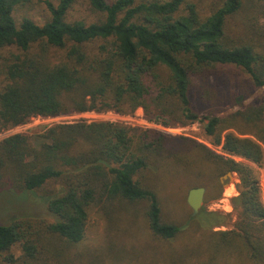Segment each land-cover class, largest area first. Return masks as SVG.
Returning <instances> with one entry per match:
<instances>
[{
    "label": "trees",
    "instance_id": "1",
    "mask_svg": "<svg viewBox=\"0 0 264 264\" xmlns=\"http://www.w3.org/2000/svg\"><path fill=\"white\" fill-rule=\"evenodd\" d=\"M32 2L0 0V133L34 118L141 107L165 127L202 121L221 153L103 120L12 134L0 140V193L45 197L54 219L0 222L2 260L48 264L41 248L53 237L74 249L61 260L90 263L100 257L83 246L96 212L142 218L154 240L150 264H264V91L246 103L264 88V0H216L207 11L195 0H87L92 21L70 18L76 0H47L45 23H18L14 12ZM53 49L65 53L53 57ZM228 172L239 179L232 228L198 223L183 240L187 229L163 214L158 182L184 175L215 197Z\"/></svg>",
    "mask_w": 264,
    "mask_h": 264
},
{
    "label": "rangeland",
    "instance_id": "2",
    "mask_svg": "<svg viewBox=\"0 0 264 264\" xmlns=\"http://www.w3.org/2000/svg\"><path fill=\"white\" fill-rule=\"evenodd\" d=\"M46 1L47 0H33L32 3L19 7L14 12L17 22L19 23L24 17H30L39 24L45 23L50 16ZM48 1L54 3L57 2V0ZM195 1L199 3L201 9L205 11L209 10L210 6L216 3V0ZM70 18L86 19L88 21H92L97 19V15L89 7L87 0H76L71 9ZM64 53L65 50H52L53 57H59ZM263 91L264 88L259 89L253 97L248 99L246 103H249L252 99L258 97L261 93H263ZM238 108L239 107L228 108L225 113L235 111ZM81 119L87 121H109L106 117L100 118L99 116L90 112H84L83 114L73 113L64 116V118H34L28 124L19 126L13 131L5 130L1 132L0 140L15 133H33L36 131H41L45 127L52 124L75 122ZM203 125L204 124L202 121H197L189 126H176L181 128L179 130H173L172 133L162 128L161 124L160 126L150 127L149 129H155L164 132L165 134L191 137L208 145L216 152L221 153L219 147L213 146L208 141V139L204 137ZM259 170L262 196L264 200V165L260 167ZM238 181V176L236 173H234L231 180L226 179L223 184L220 182L221 188L215 192V197H207L206 191V197L201 210L197 215L193 216L192 209L187 203V195L189 189L195 183H192L191 179L186 178L184 175H177L175 177L163 179L162 181L158 182L164 210L163 214L168 220L179 222L184 228L187 229L185 237H182L183 240H186V236L189 237L192 234L188 228L192 226L197 229L198 223L204 228H214V230L230 229L232 228L236 218L232 199L239 193L237 189ZM230 188L232 189V192L228 196L226 192H228ZM45 199V197L38 196L36 193L31 191H24L22 193H0V222L10 223L13 220L25 217L37 218L40 220H53L54 215L49 212L47 204L43 201ZM211 213L218 214L222 217V220L219 221L220 219H218L217 224L214 221L210 222L211 220H208V218H211L212 216L208 217V214ZM222 221L225 224H222ZM50 240V244L44 243V246L41 248L44 251V253L41 255V259H45L48 264H57L59 260L61 261V264H72L73 261H63L61 259H69L67 255L73 254L74 249H72L70 252L62 245L63 243L61 241H58L53 237ZM60 245L61 247H59ZM152 245H154V240L150 236L148 230L145 228L142 218L123 217L115 218L112 219V221H109L104 218L102 214L93 212L88 224L87 238L83 246L86 250H92L97 247L100 257L95 258L94 260L90 258V263H87L86 258H83L81 262H84L85 264H139L138 261H140L142 263L150 264L151 262H149V259L153 256V253L150 254L149 249ZM58 247L62 250V253H59L60 258H58L59 256L56 257ZM0 264H6V262H4L1 257Z\"/></svg>",
    "mask_w": 264,
    "mask_h": 264
},
{
    "label": "built area",
    "instance_id": "3",
    "mask_svg": "<svg viewBox=\"0 0 264 264\" xmlns=\"http://www.w3.org/2000/svg\"><path fill=\"white\" fill-rule=\"evenodd\" d=\"M140 108L137 109L132 114H119V113H116L114 111H108V112H104V113H97V112H90V113H93V114L99 116L100 118L106 117L109 121L116 122V123H122V124L132 126V127L150 128V127L160 126V124H157V123L149 120L145 116L144 111ZM55 118H64V116L55 117ZM50 119H52V118H50ZM18 127H15V128L10 129L8 131H13ZM162 128H164L165 130H168L169 132L172 133L173 130H179L181 127H167L166 128V127H163V125H162Z\"/></svg>",
    "mask_w": 264,
    "mask_h": 264
},
{
    "label": "water",
    "instance_id": "4",
    "mask_svg": "<svg viewBox=\"0 0 264 264\" xmlns=\"http://www.w3.org/2000/svg\"><path fill=\"white\" fill-rule=\"evenodd\" d=\"M233 175L234 172H228L221 176L219 180L223 184L226 179L231 180ZM206 191L207 190L205 186L193 187L189 190L187 195V203L192 209L193 216L197 215L201 210L206 197Z\"/></svg>",
    "mask_w": 264,
    "mask_h": 264
},
{
    "label": "bare ground",
    "instance_id": "5",
    "mask_svg": "<svg viewBox=\"0 0 264 264\" xmlns=\"http://www.w3.org/2000/svg\"><path fill=\"white\" fill-rule=\"evenodd\" d=\"M231 192H232V189L230 188L229 191L226 192V194L229 196V195L231 194ZM228 199H229V198H228ZM225 201H227V200H225Z\"/></svg>",
    "mask_w": 264,
    "mask_h": 264
}]
</instances>
